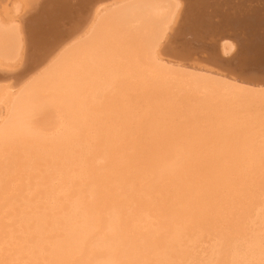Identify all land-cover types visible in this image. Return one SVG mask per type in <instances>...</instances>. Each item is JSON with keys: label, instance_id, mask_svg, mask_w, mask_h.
<instances>
[{"label": "bare ground", "instance_id": "1", "mask_svg": "<svg viewBox=\"0 0 264 264\" xmlns=\"http://www.w3.org/2000/svg\"><path fill=\"white\" fill-rule=\"evenodd\" d=\"M204 1L0 0V264H264V75ZM249 9L218 28L259 46Z\"/></svg>", "mask_w": 264, "mask_h": 264}, {"label": "rangeland", "instance_id": "2", "mask_svg": "<svg viewBox=\"0 0 264 264\" xmlns=\"http://www.w3.org/2000/svg\"><path fill=\"white\" fill-rule=\"evenodd\" d=\"M186 1L188 3L190 0H186ZM191 1L195 3L198 0H191ZM211 1L214 2V0H205L204 1L207 4V6H206L207 8H205L206 12H204V15H206L207 17L206 16L205 17L209 19L208 20L209 21L208 27H211V29H212V32H210V33H216V32L218 33V31H220V30L222 31V29H223V30L233 31L235 34V38H233L234 42H235V47L233 48L232 54L229 55L230 56L229 57L230 63L226 64L227 66L225 68H228L229 71L235 73L236 75L239 74L240 76H246V77L261 76L262 77L264 75V69L261 68L262 67L261 65L259 66V63H260L259 59L261 58V54L263 55V53H259V52H260V50L264 51V41L260 40V43H261L260 45H259V43H256L259 46H255V44L249 45L248 43L251 40V38L249 37V34H247V36H246L245 33H249L250 31L244 27H239V25L240 26H243V25H241V24L237 23V21H235L234 23H231V22L227 23L228 24L227 29L225 26L220 29V28H218V26H219L218 23L220 22L219 20H221L223 15L229 16L230 14L228 15L227 13H230L231 11H233L236 8L237 9L238 8L247 9V8L252 7V9H257V7H260L261 14H262L261 16H264V0H255V1L254 0H222V1L218 0V1H220L219 4L222 3L221 4L222 10L224 9L223 10L224 12L222 11L220 13V15H217L218 10H216L214 8V6H213L214 3H211ZM228 3H229V5H228ZM76 5H78L77 8H76ZM184 5H185V3L182 4V8L184 7ZM69 6H67L68 10L66 12V15L62 16V18H60L59 21L57 22L58 26H61V27L66 26L67 28L71 27L74 25V23H76L78 20H80L82 18L79 15L80 13L84 16L85 15L84 13L87 12V8H85L84 5L80 6V2L77 4H74V5H69ZM252 9L251 10L249 9L248 12L252 11ZM69 13H71V14H69ZM183 18L184 17H182V19ZM72 21H73V24H72ZM234 28L235 29L238 28V29L235 30ZM175 30L172 32L173 33V36H172L173 39L170 40L169 45L172 48L179 46L181 43H185L187 45L186 46L187 48H184L185 51L178 52L181 55L180 59L187 60V61H189L191 59L190 61H193V62H196L198 60V61H200L199 63L202 62L203 64H207V63L211 62V59L213 60L214 58L217 57L218 59L217 58L216 59L219 61V63H221V59L219 58L221 56L218 54V52L212 51V49L214 48L213 47L214 45H213V40H211V39H213V38H211L209 36V34L204 35V37L201 38L202 40L200 38L193 39L194 37L191 35V33H188V31H186V33L184 32L183 34L181 33L180 35H177L175 37L174 36V34L176 35ZM260 33L262 35V33H264V32L261 30ZM263 36H264V34H263ZM180 37H181V39H180ZM186 40L190 41L191 43L188 44V41H186ZM211 43H212V46H210ZM261 45H263V46H261ZM181 46H183V45L181 44ZM181 46H179V48ZM247 47H249V49H252V50H248ZM256 49H258V51ZM176 51H178V50H176ZM213 53H215V55ZM216 59H214L215 62H216ZM252 60H254V61H252ZM252 64H255V65L252 66ZM260 69L263 72L260 71Z\"/></svg>", "mask_w": 264, "mask_h": 264}]
</instances>
